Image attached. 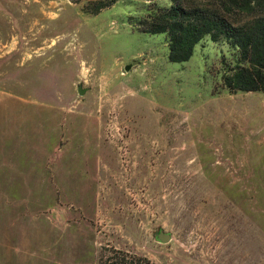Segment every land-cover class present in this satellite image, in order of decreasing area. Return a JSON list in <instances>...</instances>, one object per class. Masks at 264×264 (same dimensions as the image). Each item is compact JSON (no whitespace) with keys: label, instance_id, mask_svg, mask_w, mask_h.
Instances as JSON below:
<instances>
[{"label":"rangeland","instance_id":"obj_1","mask_svg":"<svg viewBox=\"0 0 264 264\" xmlns=\"http://www.w3.org/2000/svg\"><path fill=\"white\" fill-rule=\"evenodd\" d=\"M171 5L0 0V264H264V93L225 41L169 62L136 24Z\"/></svg>","mask_w":264,"mask_h":264},{"label":"trees","instance_id":"obj_2","mask_svg":"<svg viewBox=\"0 0 264 264\" xmlns=\"http://www.w3.org/2000/svg\"><path fill=\"white\" fill-rule=\"evenodd\" d=\"M81 12L96 16L116 0H71ZM151 1V0H145ZM160 12H149L136 24L143 34L167 35L168 60L187 62L195 46L206 36L225 41L238 51L236 65L221 80L230 93H264V0H214L215 7L185 6L181 0ZM235 17H242L236 19ZM235 18V19H234ZM98 264H155L147 258L122 251Z\"/></svg>","mask_w":264,"mask_h":264},{"label":"water","instance_id":"obj_3","mask_svg":"<svg viewBox=\"0 0 264 264\" xmlns=\"http://www.w3.org/2000/svg\"><path fill=\"white\" fill-rule=\"evenodd\" d=\"M131 68H132V66L128 65V66L124 67V71L129 72L131 70ZM86 91H87V89L82 88L81 84L77 85L78 95L82 96ZM155 239L159 243L166 244L171 240V235L169 233H164L161 229H159L157 232H155Z\"/></svg>","mask_w":264,"mask_h":264},{"label":"crops","instance_id":"obj_4","mask_svg":"<svg viewBox=\"0 0 264 264\" xmlns=\"http://www.w3.org/2000/svg\"><path fill=\"white\" fill-rule=\"evenodd\" d=\"M36 148H39V146L36 147ZM33 169H34V171L37 170V175H36V177H38V176H39V175H38V169H39L38 163H36V165H34Z\"/></svg>","mask_w":264,"mask_h":264}]
</instances>
